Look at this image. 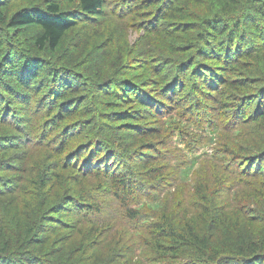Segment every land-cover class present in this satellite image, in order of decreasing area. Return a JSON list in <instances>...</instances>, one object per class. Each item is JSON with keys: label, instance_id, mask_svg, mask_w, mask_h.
<instances>
[{"label": "rangeland", "instance_id": "374dc122", "mask_svg": "<svg viewBox=\"0 0 264 264\" xmlns=\"http://www.w3.org/2000/svg\"><path fill=\"white\" fill-rule=\"evenodd\" d=\"M44 1L0 0V11L5 13L4 21H0L3 47L0 51L10 48L25 56L20 62L23 73H31L27 67L29 61L41 62V74L36 71L34 77L35 74L46 77L47 69H53L58 88L48 92L44 86L36 95L33 87L15 81L8 86L14 95L11 94V114L7 122L0 124L2 222L12 217L16 208L23 213L29 209L32 203L27 196L36 194V205L62 198L65 182L58 185L51 178L52 185L44 187L39 183L40 178L58 172L62 164L76 161L79 152H85L83 148L88 149L86 158L81 161L86 165L84 168L101 171L76 188L84 196L83 206L87 203L86 207L65 206L57 214L61 226L47 224L50 210L46 209L34 229V237L38 230H43L35 237L38 241H34L35 248L20 244L18 252L11 254V262L28 256L27 249L38 247L39 253H43L42 259L21 264L36 261L40 264H192V244H186L175 257L168 248L171 244L162 238L163 232L158 233L162 239L161 244H157L158 235L152 231L156 223L171 227L182 236H187L189 229L205 236L209 233L210 246L218 250L227 240L238 237L231 231L234 224L231 220H235L239 211L245 215L249 203L246 195L254 183L234 173L231 158L244 152L243 148L255 153L264 140V129L255 124H235L232 105L218 111L210 102H205L204 85L214 84L219 74H226L228 64L223 60L227 58L212 59L210 52L200 57L199 49L184 52L187 45L181 46V34L174 29V22L183 19L182 15L170 18L169 27L175 30L171 37H159L150 31V25L158 17L156 11L166 10L164 0H156L157 4L143 16L138 14L134 0H102L99 13L78 18L54 51L40 50L35 43L41 31L38 25L9 27L7 19L26 4L33 6ZM65 6L70 10L67 8L70 5ZM186 6L189 11L185 16L192 21V4L186 3ZM247 12L248 8H243L234 13L229 28H235L237 18ZM249 18L243 24L247 35L244 43L248 52L256 56L255 62H259L256 64L260 72L256 77L260 81L252 86L259 89L264 84V27L253 26ZM182 50L191 55L183 56ZM244 51L245 48H240L239 54ZM212 52L215 55L217 47ZM152 53L161 57L159 74L151 71L155 60L149 59L148 54ZM193 54H196L194 68H207V71L199 76V70H191L186 76V85L179 86L180 72L174 68L183 66ZM168 66L174 67L169 73ZM242 68L238 65V69ZM47 80L49 82L50 78L44 83H48ZM127 80L130 86L140 89L144 108L135 104L125 109L116 102L113 94L118 93L117 87ZM69 85L80 95L63 97L59 105L58 97ZM173 91L175 97H172ZM0 94L8 95L1 88ZM78 97L79 101L84 99L81 107L85 111H78L82 118L67 125L60 119L66 110L65 102L72 98L77 101ZM76 101L70 102L68 107L73 104L72 109L76 107ZM149 104L154 108H148ZM49 109L55 121L43 125L45 110ZM125 110L132 116L129 129L145 128V135L134 130L122 131L115 119L117 112ZM98 130L103 137L97 136ZM73 135L77 138L75 148L61 152ZM99 140L104 143H98ZM227 148L230 149L228 155ZM107 166L133 183L132 190L127 187L122 191L113 185L105 172ZM59 172L63 174L62 170ZM76 176L79 175L71 178ZM199 182L206 187L207 199L221 209L227 208L230 225L226 223L214 230L200 229L206 226L200 222L201 206L196 196ZM90 200L97 205H89ZM249 227L240 222L238 232L243 234ZM6 238L2 242H11L7 247L11 251L16 240Z\"/></svg>", "mask_w": 264, "mask_h": 264}, {"label": "trees", "instance_id": "16d2710c", "mask_svg": "<svg viewBox=\"0 0 264 264\" xmlns=\"http://www.w3.org/2000/svg\"><path fill=\"white\" fill-rule=\"evenodd\" d=\"M164 1L167 3L165 6L166 10L164 12L162 10L156 11L158 17L156 20H152L153 24L150 25V31L155 32L159 37H171L175 30L169 27L170 18L175 15H182L183 19L180 18L179 21L174 22L176 23L174 24V29H177V32L181 34L180 37H182V40L180 39L179 41L181 46L187 45L186 48H184V52H188L191 49H199L198 55H200V57L210 52L212 59L220 61L222 58H227V60H223L228 64L225 68L226 74L223 76L219 74V76H217L218 80H215L214 84L204 85L207 89V98L205 97L204 99L205 102H210L214 109L218 111L223 107L234 106L235 114L233 115V120L235 124H255L264 129V84H259V89L252 87L260 81L256 77V74L260 72L257 65L259 62H255L256 56L252 55L246 49L244 38L247 37V35L243 28V24L247 17H251V19H249L253 26L264 27V0ZM186 3L192 4V21L188 20L186 17V12L189 11ZM133 4L138 10V14H142L143 16L146 14L144 12H149V8L157 3L156 0H134ZM65 5H70V7H67L70 8V10L65 9ZM102 6V0H45L43 3H37L33 6H28V4H26L22 8L14 11L7 19V23L9 27L26 24L38 25L41 31L35 37L37 47L40 50L54 51L64 36L76 25V20L78 18L98 14ZM243 8H248V12L242 16V18H237L235 21V28H229L232 15L238 13L239 10ZM4 19L5 13L0 11V21L2 22ZM173 36L175 37L176 35ZM216 47L217 53L214 55L212 51H214ZM2 48V43L0 42V50ZM240 48H245L242 54H239ZM184 52L182 50L180 54L183 56L191 55L190 53L184 54ZM148 57L151 60H155V63L151 66V71H156V73L159 74L161 72V57H155L154 53L148 54ZM23 58H25V56L19 55L10 48H5L0 51V88L4 93L8 94H0V124L7 122L11 114L9 107L13 104L11 94L14 95V92L11 88H8V86H10L12 82L14 83L15 81L19 84L33 87L36 95L44 86L49 89L48 92L55 89V87L57 88L55 84L57 76L54 74L55 71L53 69H47L46 77H41V75L39 76L36 74L34 77L36 71L41 74L42 64L41 62L32 60L27 63V67L31 69V73H23L20 66V62H23ZM190 59L183 66H177V68L168 66V73L169 70L173 68L180 72L181 82L179 86L182 85L181 83H183V87L186 85L188 80L186 76L191 70L193 72L199 70V76H202V74L207 71V68H194L196 54H193V58ZM238 65L243 66V68L238 69ZM193 72L192 77L194 76ZM175 77L178 78L176 74ZM48 78H50L49 82L47 80L48 83H44L45 79ZM127 81L122 82L121 85L117 87L120 91L113 94L114 98L117 97L116 102L124 106L125 109L135 104L143 106L142 108H144L145 103L144 99L140 96V94H142L140 89L136 86H130L129 84H131V82L128 81V83ZM177 85L178 83L175 84L174 87L176 88ZM162 87L164 89L165 86ZM76 92L77 89L74 86L69 85L65 87L58 97V104L60 105L62 103L63 97L69 98L70 96H79L80 94ZM109 94L112 95L111 93ZM107 96L109 95L107 94ZM172 97H175L174 91L172 92ZM74 101H76L74 98L67 100L65 102L66 110L64 113H61L62 117L60 119L66 121L67 125L82 118V116L78 115V111H85L82 110L81 107L84 99L79 101V97L75 104L76 107L74 106L72 109L73 104L72 107L69 108L68 104ZM149 105L148 108H154V106H151L152 104ZM109 106H112V104H109ZM248 107H251V109L249 111L245 110V108ZM45 111L47 112L44 114L43 125L54 123L55 119L51 117L50 109ZM117 113L118 117L115 120L121 125V128L124 129L122 131L127 132L134 130L139 135H145V128L137 127L135 129H129L130 124L128 122L132 116L128 115V111L125 110ZM139 118L140 117L137 116V119ZM75 135L69 137L70 139L67 140V145L61 149V152L66 148H75V142L77 140ZM101 135L103 137L101 131L98 130L97 136L101 137ZM90 143V148H92ZM98 143L103 144L104 142L103 140H99ZM59 147H61V145H59ZM85 148H83L85 152H79L76 161L62 164L58 167L59 171H63V174H60L59 171H53L50 175L46 174L44 178H40L39 183L44 187H50V185H52L51 178L57 182L58 185H62V183L65 182L66 188H63L64 193L60 194L63 196L62 198L51 201L48 204L44 201V207L42 204H35L36 194H34L33 197L27 196L30 197L29 199L32 204L25 213H23L21 209L19 210L16 208L14 215L12 217H7L4 222H2V218L0 217V222H2L0 224V264H21L23 261L30 263L38 258L39 261L42 259L40 255L43 253H39L40 249L38 247L35 250L27 249L26 255L28 256L25 258L17 257V259L20 260L16 262H11L13 258L11 254L13 252H18L17 248L20 244H27L31 249L35 248V237L38 238L43 230H38L34 237V229L37 227V224L42 221L41 217H43L42 214L46 209L50 210L47 224L56 223L61 226L62 223L57 214L61 212L65 206L71 204L78 209L86 207L87 203L83 206L85 200L84 196L76 191V188L90 176L100 175L99 173L101 170L90 167L84 168L86 165L81 161L86 158V150L88 149ZM106 150L109 151L108 148ZM243 150L245 151L231 158L234 163V173L246 179H252L254 185L249 187L250 192L246 195L249 199V203L246 206L245 215L239 211L235 220H231V223L234 222V224L231 225V231L236 232L238 237L227 240V243L221 247V250H218L210 246V239L212 236H210L209 233L205 236L202 232L195 233L193 230L189 229L187 236H191L187 237L177 234L171 227L167 228L162 223L154 224V229L152 231L157 233V235L159 232L164 233L162 238L171 244L168 248L172 249L175 257L178 256L177 253L183 251L186 244H192V264H264V140H262L255 153L250 151L247 152L245 148H243ZM226 151L228 155L230 149L227 148ZM118 156H120V154ZM78 167H80V169H78ZM82 171L83 173H81ZM105 172L111 183L116 185L119 189L123 191L128 187L130 191L132 190L133 183L131 184L128 182L129 180L121 174H116L111 167L107 166ZM74 175L79 176L71 178ZM78 177L79 181L77 180ZM78 182H80V184H77ZM196 196L201 206L200 222L206 226V228L200 227L201 230L220 229L225 226L226 223L230 225V222L227 220V215L229 214L227 208L221 209L215 202L207 199L206 187L203 186L201 182H199L196 187ZM91 204L94 207L97 205L93 200H90L89 205ZM240 222L250 226L246 229L247 232L244 230L243 234L238 232ZM3 226L10 230L4 229ZM5 236H10L12 239L16 240L11 251L7 249L11 242H2L4 238L8 239ZM162 238L158 235L157 244H161ZM36 243H38L37 240ZM39 261H36L34 264H40Z\"/></svg>", "mask_w": 264, "mask_h": 264}]
</instances>
